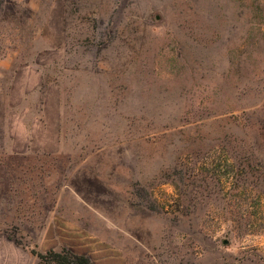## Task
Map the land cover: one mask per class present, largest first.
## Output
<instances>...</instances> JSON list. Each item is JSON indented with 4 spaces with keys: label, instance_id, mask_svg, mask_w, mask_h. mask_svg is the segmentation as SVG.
Returning a JSON list of instances; mask_svg holds the SVG:
<instances>
[{
    "label": "rangeland",
    "instance_id": "rangeland-1",
    "mask_svg": "<svg viewBox=\"0 0 264 264\" xmlns=\"http://www.w3.org/2000/svg\"><path fill=\"white\" fill-rule=\"evenodd\" d=\"M81 255L264 264V0H0V264Z\"/></svg>",
    "mask_w": 264,
    "mask_h": 264
},
{
    "label": "trees",
    "instance_id": "trees-1",
    "mask_svg": "<svg viewBox=\"0 0 264 264\" xmlns=\"http://www.w3.org/2000/svg\"><path fill=\"white\" fill-rule=\"evenodd\" d=\"M243 177L245 178V183L247 181V178H251L253 175L251 172H243ZM248 176V177H247ZM56 258H60V255L55 254ZM62 260V261H61ZM54 260L55 264H89V260L84 256H71V257H63L62 259Z\"/></svg>",
    "mask_w": 264,
    "mask_h": 264
}]
</instances>
